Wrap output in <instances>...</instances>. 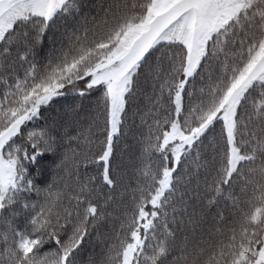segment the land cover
Returning a JSON list of instances; mask_svg holds the SVG:
<instances>
[{
  "label": "snow or ice",
  "instance_id": "snow-or-ice-1",
  "mask_svg": "<svg viewBox=\"0 0 264 264\" xmlns=\"http://www.w3.org/2000/svg\"><path fill=\"white\" fill-rule=\"evenodd\" d=\"M0 264H264V0H0Z\"/></svg>",
  "mask_w": 264,
  "mask_h": 264
},
{
  "label": "trees",
  "instance_id": "trees-1",
  "mask_svg": "<svg viewBox=\"0 0 264 264\" xmlns=\"http://www.w3.org/2000/svg\"><path fill=\"white\" fill-rule=\"evenodd\" d=\"M86 3H93L94 0H85ZM64 101H60L56 107H60ZM55 114V109L50 110L46 115L52 116ZM58 157L45 153L42 154L34 163L29 164V171L34 179V183L39 186L43 187L51 180V176L54 172L55 165L57 163Z\"/></svg>",
  "mask_w": 264,
  "mask_h": 264
}]
</instances>
